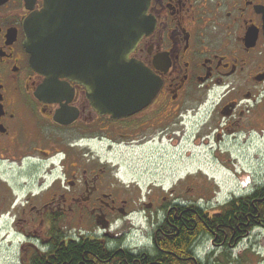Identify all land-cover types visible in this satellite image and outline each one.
<instances>
[{"label": "flooded vegetation", "instance_id": "1", "mask_svg": "<svg viewBox=\"0 0 264 264\" xmlns=\"http://www.w3.org/2000/svg\"><path fill=\"white\" fill-rule=\"evenodd\" d=\"M43 4L0 0V264H50L55 247L94 240L143 264L173 234L171 212L198 205L178 201L151 168L126 181L110 155L220 147L250 125L264 94V0H149L153 29L131 58L159 90L124 117L109 105L101 113L85 85L34 70L25 21ZM160 198L173 201L155 211L144 243L130 241L125 223L137 229L133 216Z\"/></svg>", "mask_w": 264, "mask_h": 264}, {"label": "water", "instance_id": "2", "mask_svg": "<svg viewBox=\"0 0 264 264\" xmlns=\"http://www.w3.org/2000/svg\"><path fill=\"white\" fill-rule=\"evenodd\" d=\"M149 0H44L25 21L31 65L47 80L79 82L95 104L118 117L158 92L155 75L131 58L153 29Z\"/></svg>", "mask_w": 264, "mask_h": 264}, {"label": "rangeland", "instance_id": "3", "mask_svg": "<svg viewBox=\"0 0 264 264\" xmlns=\"http://www.w3.org/2000/svg\"><path fill=\"white\" fill-rule=\"evenodd\" d=\"M222 91L216 89L210 93L214 107L219 100L215 97ZM259 91L262 89H254L256 93ZM258 99L263 102L255 104L253 112L248 113L246 122L252 120L250 125L246 123L236 127L234 134L224 136L220 147L217 144L191 147L188 152L119 150L110 157L121 162L120 174L126 181L137 178V169L151 168L152 176L163 180L167 187L174 186L179 190L184 198L178 201L197 204L210 213H216L233 197L264 184V94ZM102 154H105L104 151ZM172 201L162 198L153 200L151 210L133 216L137 229L132 232L126 222L125 234L131 233L130 241L144 243L146 238L143 236L147 234L144 229L150 231L152 224L162 216L155 211ZM197 252L201 258L212 252L210 261L213 264H264V228L254 229L230 249L217 248L210 238L204 237L198 244Z\"/></svg>", "mask_w": 264, "mask_h": 264}, {"label": "trees", "instance_id": "4", "mask_svg": "<svg viewBox=\"0 0 264 264\" xmlns=\"http://www.w3.org/2000/svg\"><path fill=\"white\" fill-rule=\"evenodd\" d=\"M165 224L173 226V234L166 239L157 257L143 264H213L212 252L199 257L200 240L210 237L217 248L230 249L254 229L264 228V184L257 185L250 193L233 197L216 213L196 205L181 207L177 213L173 210ZM55 249V258L50 264H132L131 257L126 262L121 253L105 250L97 240L61 244Z\"/></svg>", "mask_w": 264, "mask_h": 264}]
</instances>
